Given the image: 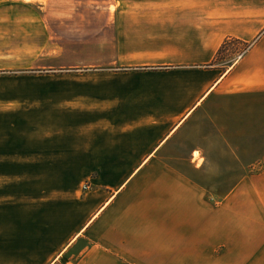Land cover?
Here are the masks:
<instances>
[{
	"label": "crops",
	"instance_id": "0c3cea01",
	"mask_svg": "<svg viewBox=\"0 0 264 264\" xmlns=\"http://www.w3.org/2000/svg\"><path fill=\"white\" fill-rule=\"evenodd\" d=\"M118 2L0 98V264H264V0Z\"/></svg>",
	"mask_w": 264,
	"mask_h": 264
},
{
	"label": "rangeland",
	"instance_id": "374dc122",
	"mask_svg": "<svg viewBox=\"0 0 264 264\" xmlns=\"http://www.w3.org/2000/svg\"><path fill=\"white\" fill-rule=\"evenodd\" d=\"M121 8L118 0H0V98L29 91L30 79L20 78L46 73L56 58L78 59V51L71 50L74 44L93 39L95 21L105 25L107 12ZM252 43L232 39L218 60L232 63ZM231 217H239V212H231ZM241 217H264L254 195H247Z\"/></svg>",
	"mask_w": 264,
	"mask_h": 264
},
{
	"label": "trees",
	"instance_id": "16d2710c",
	"mask_svg": "<svg viewBox=\"0 0 264 264\" xmlns=\"http://www.w3.org/2000/svg\"><path fill=\"white\" fill-rule=\"evenodd\" d=\"M231 41H232V40H228V41H226V42L220 47V49H219L218 52H217L216 59H220V56L222 55L223 50L226 49V47L228 46V44H229Z\"/></svg>",
	"mask_w": 264,
	"mask_h": 264
},
{
	"label": "built area",
	"instance_id": "2783aa9c",
	"mask_svg": "<svg viewBox=\"0 0 264 264\" xmlns=\"http://www.w3.org/2000/svg\"><path fill=\"white\" fill-rule=\"evenodd\" d=\"M238 58H241V55ZM49 264H70V263L61 261L59 258H55Z\"/></svg>",
	"mask_w": 264,
	"mask_h": 264
}]
</instances>
